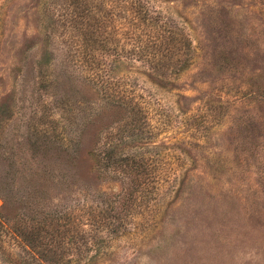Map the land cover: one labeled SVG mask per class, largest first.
I'll return each mask as SVG.
<instances>
[{"label": "rangeland", "instance_id": "374dc122", "mask_svg": "<svg viewBox=\"0 0 264 264\" xmlns=\"http://www.w3.org/2000/svg\"><path fill=\"white\" fill-rule=\"evenodd\" d=\"M0 264H264V0H0Z\"/></svg>", "mask_w": 264, "mask_h": 264}]
</instances>
